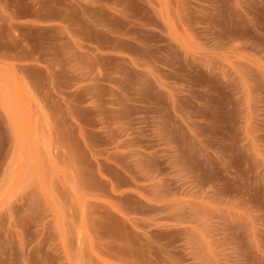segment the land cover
Segmentation results:
<instances>
[{
    "label": "rangeland",
    "instance_id": "rangeland-1",
    "mask_svg": "<svg viewBox=\"0 0 264 264\" xmlns=\"http://www.w3.org/2000/svg\"><path fill=\"white\" fill-rule=\"evenodd\" d=\"M149 1L152 46L55 61L0 0V264H264V0Z\"/></svg>",
    "mask_w": 264,
    "mask_h": 264
},
{
    "label": "crops",
    "instance_id": "crops-1",
    "mask_svg": "<svg viewBox=\"0 0 264 264\" xmlns=\"http://www.w3.org/2000/svg\"><path fill=\"white\" fill-rule=\"evenodd\" d=\"M21 5L28 9L26 14L22 11L23 26L58 32L49 53L62 56L55 61L125 60L121 55L129 52L122 46H152L148 35L157 29L156 11L149 0H21ZM32 60L43 58L38 52ZM155 92L152 87V103Z\"/></svg>",
    "mask_w": 264,
    "mask_h": 264
}]
</instances>
